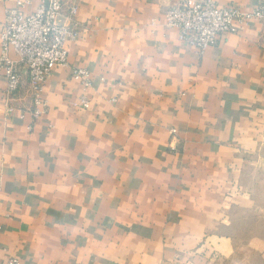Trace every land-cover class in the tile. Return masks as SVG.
Listing matches in <instances>:
<instances>
[{"label":"crops","instance_id":"obj_1","mask_svg":"<svg viewBox=\"0 0 264 264\" xmlns=\"http://www.w3.org/2000/svg\"><path fill=\"white\" fill-rule=\"evenodd\" d=\"M177 1L80 0L36 121L0 70V264H264V21L200 54L165 25Z\"/></svg>","mask_w":264,"mask_h":264},{"label":"built area","instance_id":"obj_2","mask_svg":"<svg viewBox=\"0 0 264 264\" xmlns=\"http://www.w3.org/2000/svg\"><path fill=\"white\" fill-rule=\"evenodd\" d=\"M9 1L11 7L5 10L0 34V70L6 82L4 110L17 111L20 118L29 114L36 121L45 113L42 96L47 77L56 68L68 67L65 43L77 35L69 23L77 14L80 0H41L32 13L24 12L29 0ZM163 14L166 27L177 30L179 41L201 54L215 46L220 37L235 33L236 26L264 21V0H258L251 12H242L233 4L219 8L215 0H178ZM9 50L16 60L9 58ZM71 77L83 92L91 87L86 69L72 68ZM24 84L29 109L18 107ZM73 105L88 109L89 101L82 93ZM6 264H18V260L11 258Z\"/></svg>","mask_w":264,"mask_h":264},{"label":"rangeland","instance_id":"obj_3","mask_svg":"<svg viewBox=\"0 0 264 264\" xmlns=\"http://www.w3.org/2000/svg\"><path fill=\"white\" fill-rule=\"evenodd\" d=\"M257 200H258V205L262 206L263 212L261 214H263V216H264V187H263V196L257 198Z\"/></svg>","mask_w":264,"mask_h":264}]
</instances>
